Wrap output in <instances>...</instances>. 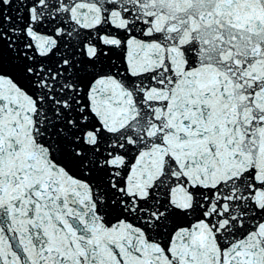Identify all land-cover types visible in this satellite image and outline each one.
Segmentation results:
<instances>
[{
  "label": "snow or ice",
  "instance_id": "1",
  "mask_svg": "<svg viewBox=\"0 0 264 264\" xmlns=\"http://www.w3.org/2000/svg\"><path fill=\"white\" fill-rule=\"evenodd\" d=\"M0 264H264V0H0Z\"/></svg>",
  "mask_w": 264,
  "mask_h": 264
}]
</instances>
